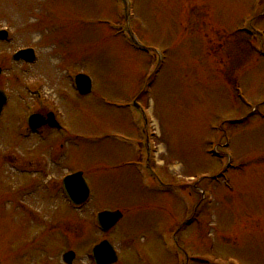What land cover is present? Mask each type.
Here are the masks:
<instances>
[{
  "label": "rangeland",
  "instance_id": "374dc122",
  "mask_svg": "<svg viewBox=\"0 0 264 264\" xmlns=\"http://www.w3.org/2000/svg\"><path fill=\"white\" fill-rule=\"evenodd\" d=\"M127 3L0 0V87L11 99L0 121V264H64L68 251L72 264H94L102 240L116 264H184L178 244L188 264H264V42L258 56L244 32L264 40L263 0ZM26 48L36 60L13 62ZM79 73L92 82L83 98L71 87ZM133 101L152 118L145 133ZM41 106L67 134H22ZM147 136L166 195L140 156ZM68 173L90 189L79 209L63 197ZM113 210L123 219L100 232L97 212Z\"/></svg>",
  "mask_w": 264,
  "mask_h": 264
},
{
  "label": "water",
  "instance_id": "95a60500",
  "mask_svg": "<svg viewBox=\"0 0 264 264\" xmlns=\"http://www.w3.org/2000/svg\"><path fill=\"white\" fill-rule=\"evenodd\" d=\"M5 34L3 32L0 33V39L4 38ZM33 52L28 51H20L16 55H14L13 59H23L26 62H31L33 60ZM76 85L78 86V91L80 94H87L90 91V80L85 76H77L76 77ZM4 100L0 95V108L3 104ZM64 188L70 199L75 204L83 203L88 197V189L86 184L81 178V174H76L66 178L63 182ZM122 215L120 212H103L100 213L97 217L98 223L100 227L107 231L114 227L118 221L121 219ZM92 256L95 260L96 264H113L117 261L116 254L112 248V246L107 242L103 241L99 245H97L93 251ZM74 258L72 252L66 254L64 259L67 260L68 263Z\"/></svg>",
  "mask_w": 264,
  "mask_h": 264
},
{
  "label": "flooded vegetation",
  "instance_id": "af4514ba",
  "mask_svg": "<svg viewBox=\"0 0 264 264\" xmlns=\"http://www.w3.org/2000/svg\"><path fill=\"white\" fill-rule=\"evenodd\" d=\"M46 111L45 110H42L41 112H40V114H42L44 117L46 116L45 113Z\"/></svg>",
  "mask_w": 264,
  "mask_h": 264
}]
</instances>
